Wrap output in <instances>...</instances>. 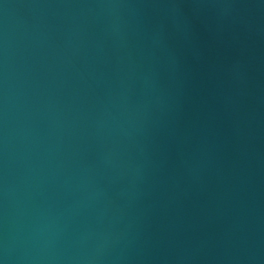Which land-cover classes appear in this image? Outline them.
Masks as SVG:
<instances>
[{"label":"water","instance_id":"water-1","mask_svg":"<svg viewBox=\"0 0 264 264\" xmlns=\"http://www.w3.org/2000/svg\"><path fill=\"white\" fill-rule=\"evenodd\" d=\"M0 264H264V0H0Z\"/></svg>","mask_w":264,"mask_h":264}]
</instances>
